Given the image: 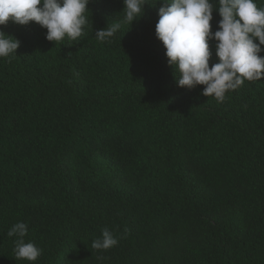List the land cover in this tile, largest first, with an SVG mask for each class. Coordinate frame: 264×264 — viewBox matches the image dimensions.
I'll list each match as a JSON object with an SVG mask.
<instances>
[{"label":"trees","instance_id":"16d2710c","mask_svg":"<svg viewBox=\"0 0 264 264\" xmlns=\"http://www.w3.org/2000/svg\"><path fill=\"white\" fill-rule=\"evenodd\" d=\"M146 2L131 25L123 0H91L77 41L0 25L21 42L0 57V264H264V78L222 103L178 87ZM17 222L35 262L15 259ZM104 228L118 244L92 249Z\"/></svg>","mask_w":264,"mask_h":264},{"label":"clouds","instance_id":"9594fccd","mask_svg":"<svg viewBox=\"0 0 264 264\" xmlns=\"http://www.w3.org/2000/svg\"><path fill=\"white\" fill-rule=\"evenodd\" d=\"M91 0H0V25L10 20L19 25L36 22L47 29L46 39L59 43L68 38L77 41L87 23L85 11ZM124 20L133 24L145 14L146 0H123ZM159 19L155 34L166 49L168 64L174 69L177 86L195 89L204 85L202 95L214 97L218 103L226 93L235 91L245 80L257 82L264 78V8L255 0H218L216 8L211 0H159ZM143 9V16L141 11ZM221 19L213 31V12ZM120 23L95 31L100 42H111ZM258 40V42H257ZM215 42V56L219 62L209 66L212 58L210 42ZM20 41L0 30V57L17 55ZM178 73V75H177ZM28 225L17 222L8 231L16 236L15 259L35 262L43 249L25 242ZM118 240L107 228L102 237L92 242V249L108 250Z\"/></svg>","mask_w":264,"mask_h":264}]
</instances>
